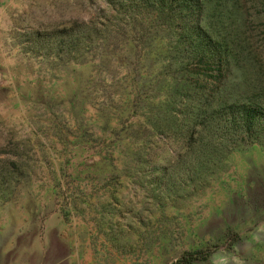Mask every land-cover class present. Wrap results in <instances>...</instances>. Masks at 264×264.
I'll return each mask as SVG.
<instances>
[{
	"label": "rangeland",
	"instance_id": "374dc122",
	"mask_svg": "<svg viewBox=\"0 0 264 264\" xmlns=\"http://www.w3.org/2000/svg\"><path fill=\"white\" fill-rule=\"evenodd\" d=\"M264 0H0V264H264ZM259 138V140H256Z\"/></svg>",
	"mask_w": 264,
	"mask_h": 264
},
{
	"label": "trees",
	"instance_id": "16d2710c",
	"mask_svg": "<svg viewBox=\"0 0 264 264\" xmlns=\"http://www.w3.org/2000/svg\"><path fill=\"white\" fill-rule=\"evenodd\" d=\"M219 123L221 137L237 143L249 137L252 132H264V113H257L249 103L235 104L219 118ZM205 257V250L198 249L188 252L174 264H192Z\"/></svg>",
	"mask_w": 264,
	"mask_h": 264
}]
</instances>
